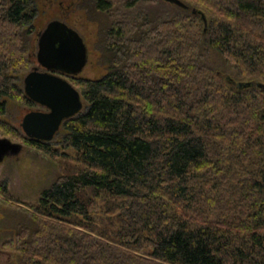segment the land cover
Segmentation results:
<instances>
[{
	"label": "trees",
	"instance_id": "obj_1",
	"mask_svg": "<svg viewBox=\"0 0 264 264\" xmlns=\"http://www.w3.org/2000/svg\"><path fill=\"white\" fill-rule=\"evenodd\" d=\"M184 1L203 24L106 33L111 71L80 82L86 110L61 127L83 170L42 192L37 213L59 223L18 234V264H264V88L232 83L264 84V0ZM35 17L31 0H0V117L7 100L32 103L18 77ZM204 45L236 79L201 63ZM99 202L120 212L113 234H95Z\"/></svg>",
	"mask_w": 264,
	"mask_h": 264
},
{
	"label": "rangeland",
	"instance_id": "obj_2",
	"mask_svg": "<svg viewBox=\"0 0 264 264\" xmlns=\"http://www.w3.org/2000/svg\"><path fill=\"white\" fill-rule=\"evenodd\" d=\"M31 1L36 10V17L34 26L24 31L25 40L28 42L27 48L32 56L28 65L24 66V72L18 77V85L22 90L26 75L35 67H40L36 58L38 33L40 34L53 20L64 19V22L80 33L86 43L88 64L79 78L74 80L69 78V81L79 91H82L83 87L80 85L81 81L97 80L111 71L110 53L105 48L104 41L106 33L113 26L133 24L139 28L144 25L146 19L154 24L185 15L195 16L197 22L203 24V19L199 14L193 15L191 10H184L166 0H103L104 4L97 1L80 0L75 2L71 10L68 0ZM130 2L133 6H128ZM201 63L221 72L226 78H237L236 67L207 45L202 48ZM40 71H45V69L40 67ZM7 102V114L0 117V137L22 144L23 150L18 156L9 157L0 165V264H18L20 254L14 247H11L17 235L27 230L32 233L45 231L48 222L45 223L44 219L54 224L59 223L56 218H47L37 213L36 207H39L42 192L50 188L62 176L83 170V166L74 150H65L62 146L65 136L63 128L49 143L51 148L58 152L57 155L27 144L24 141L27 136L21 127L23 118L30 111L43 109L33 102L26 101L24 96L13 101L7 100ZM85 110L84 108L83 111ZM4 186L7 188L6 193L3 192ZM99 204L100 210L94 216L97 218L95 234L100 235L103 232L110 234L119 226L120 212L115 211L112 216L108 217L105 213V203L99 202ZM110 221L114 225H111Z\"/></svg>",
	"mask_w": 264,
	"mask_h": 264
},
{
	"label": "water",
	"instance_id": "obj_3",
	"mask_svg": "<svg viewBox=\"0 0 264 264\" xmlns=\"http://www.w3.org/2000/svg\"><path fill=\"white\" fill-rule=\"evenodd\" d=\"M194 15L201 14L184 0H166ZM205 21V16L203 15ZM35 67L24 79V93L43 110L30 111L21 127L29 139L50 143L60 132L65 121L80 115L85 102L81 91L69 78L79 77L88 64V49L80 33L62 20L51 21L39 34ZM230 79V78H229ZM232 81V80H231ZM237 88L258 86L263 83L232 82ZM23 145L0 137V165L9 157L18 156Z\"/></svg>",
	"mask_w": 264,
	"mask_h": 264
},
{
	"label": "flooded vegetation",
	"instance_id": "obj_4",
	"mask_svg": "<svg viewBox=\"0 0 264 264\" xmlns=\"http://www.w3.org/2000/svg\"><path fill=\"white\" fill-rule=\"evenodd\" d=\"M69 2H70V5H69V9L71 10V8H72V6L75 4V2L76 1H80V0H68ZM83 1H85V2H95V1H97V2H100V3H102V1L103 0H83ZM105 1V0H104ZM50 2H53L52 0H50ZM61 5H63V1H61ZM64 19H62V21H63ZM38 35H39V33H38ZM77 78H79V77H75V78H70V79H77Z\"/></svg>",
	"mask_w": 264,
	"mask_h": 264
},
{
	"label": "bare ground",
	"instance_id": "obj_5",
	"mask_svg": "<svg viewBox=\"0 0 264 264\" xmlns=\"http://www.w3.org/2000/svg\"><path fill=\"white\" fill-rule=\"evenodd\" d=\"M233 87V86H232ZM258 87V86H257ZM27 142V141H26ZM55 143V142H54ZM79 169V168H78ZM87 194V193H86ZM91 194V193H90ZM100 205V204H99ZM108 218V217H107ZM105 219V218H104ZM109 219V218H108ZM104 222V221H103ZM110 222H112V221H110ZM106 223V222H105ZM102 224V223H101ZM110 224V223H109ZM113 224V222L111 223V225ZM106 225V224H105ZM114 225V224H113ZM98 227V226H97ZM100 227V226H99ZM106 227H108L107 225H106ZM99 229V228H98ZM116 231V230H115ZM119 232V231H118Z\"/></svg>",
	"mask_w": 264,
	"mask_h": 264
}]
</instances>
